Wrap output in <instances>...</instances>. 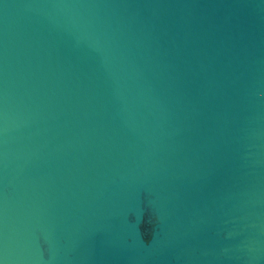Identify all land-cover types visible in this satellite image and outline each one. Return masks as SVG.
<instances>
[{"label":"water","instance_id":"1","mask_svg":"<svg viewBox=\"0 0 264 264\" xmlns=\"http://www.w3.org/2000/svg\"><path fill=\"white\" fill-rule=\"evenodd\" d=\"M0 264H264V0H0Z\"/></svg>","mask_w":264,"mask_h":264}]
</instances>
